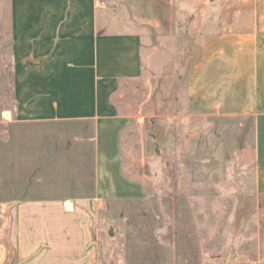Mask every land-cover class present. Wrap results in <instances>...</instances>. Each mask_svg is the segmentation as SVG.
<instances>
[{
	"label": "rangeland",
	"instance_id": "374dc122",
	"mask_svg": "<svg viewBox=\"0 0 264 264\" xmlns=\"http://www.w3.org/2000/svg\"><path fill=\"white\" fill-rule=\"evenodd\" d=\"M158 1L168 21L183 9L181 0ZM9 14L10 0H0V264H14L18 202L94 194L90 124L4 117L12 105ZM161 41L144 75L114 97L132 117L125 170L143 181L146 197L103 200L98 264H264V189L246 144L254 142L253 121L194 115L186 72L206 39Z\"/></svg>",
	"mask_w": 264,
	"mask_h": 264
},
{
	"label": "crops",
	"instance_id": "0c3cea01",
	"mask_svg": "<svg viewBox=\"0 0 264 264\" xmlns=\"http://www.w3.org/2000/svg\"><path fill=\"white\" fill-rule=\"evenodd\" d=\"M181 1L168 21L158 0H10L12 105L4 117L90 124L94 147L93 195L17 203L14 264H98L103 200L145 199L143 181L125 170L132 117L114 97L144 75L164 37L206 39L186 72L194 115L252 119L246 144L264 189V0Z\"/></svg>",
	"mask_w": 264,
	"mask_h": 264
},
{
	"label": "built area",
	"instance_id": "2783aa9c",
	"mask_svg": "<svg viewBox=\"0 0 264 264\" xmlns=\"http://www.w3.org/2000/svg\"><path fill=\"white\" fill-rule=\"evenodd\" d=\"M67 209L72 211V210H74V207L71 205L70 206L67 205Z\"/></svg>",
	"mask_w": 264,
	"mask_h": 264
}]
</instances>
